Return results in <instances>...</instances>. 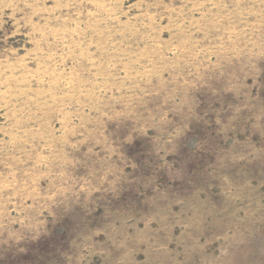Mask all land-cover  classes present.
Listing matches in <instances>:
<instances>
[{
  "label": "rangeland",
  "instance_id": "374dc122",
  "mask_svg": "<svg viewBox=\"0 0 264 264\" xmlns=\"http://www.w3.org/2000/svg\"><path fill=\"white\" fill-rule=\"evenodd\" d=\"M0 264H264V0H0Z\"/></svg>",
  "mask_w": 264,
  "mask_h": 264
}]
</instances>
